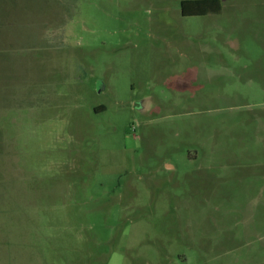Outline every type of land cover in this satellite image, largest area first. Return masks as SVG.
I'll list each match as a JSON object with an SVG mask.
<instances>
[{
    "label": "rangeland",
    "instance_id": "1",
    "mask_svg": "<svg viewBox=\"0 0 264 264\" xmlns=\"http://www.w3.org/2000/svg\"><path fill=\"white\" fill-rule=\"evenodd\" d=\"M182 1L0 0V264H264V0Z\"/></svg>",
    "mask_w": 264,
    "mask_h": 264
},
{
    "label": "trees",
    "instance_id": "2",
    "mask_svg": "<svg viewBox=\"0 0 264 264\" xmlns=\"http://www.w3.org/2000/svg\"><path fill=\"white\" fill-rule=\"evenodd\" d=\"M220 10L221 6L219 0H187L181 2V13L183 16L219 13Z\"/></svg>",
    "mask_w": 264,
    "mask_h": 264
}]
</instances>
